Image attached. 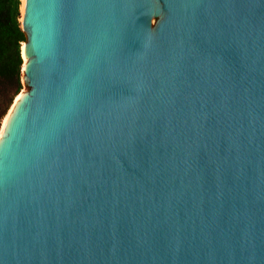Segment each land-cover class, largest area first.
I'll list each match as a JSON object with an SVG mask.
<instances>
[{
  "label": "water",
  "instance_id": "water-1",
  "mask_svg": "<svg viewBox=\"0 0 264 264\" xmlns=\"http://www.w3.org/2000/svg\"><path fill=\"white\" fill-rule=\"evenodd\" d=\"M20 22L0 264H264V0H25Z\"/></svg>",
  "mask_w": 264,
  "mask_h": 264
},
{
  "label": "trees",
  "instance_id": "trees-1",
  "mask_svg": "<svg viewBox=\"0 0 264 264\" xmlns=\"http://www.w3.org/2000/svg\"><path fill=\"white\" fill-rule=\"evenodd\" d=\"M21 0H0V121L22 88Z\"/></svg>",
  "mask_w": 264,
  "mask_h": 264
},
{
  "label": "bare ground",
  "instance_id": "bare-ground-1",
  "mask_svg": "<svg viewBox=\"0 0 264 264\" xmlns=\"http://www.w3.org/2000/svg\"><path fill=\"white\" fill-rule=\"evenodd\" d=\"M24 1L25 0H21V13L23 12V6H24ZM21 51H22V55L25 57V53H24V43H22V47H21ZM24 90H21L14 98L11 106L9 107L8 111L5 113V115L2 118V122H1V127H0V140L2 138V136L5 133L6 127L8 125L9 119L11 118L13 111L16 107V104L18 103V101L20 100V98L24 95Z\"/></svg>",
  "mask_w": 264,
  "mask_h": 264
},
{
  "label": "rangeland",
  "instance_id": "rangeland-1",
  "mask_svg": "<svg viewBox=\"0 0 264 264\" xmlns=\"http://www.w3.org/2000/svg\"><path fill=\"white\" fill-rule=\"evenodd\" d=\"M21 90H25V85H22V88H21ZM14 100V99H13ZM13 102V101H12ZM12 104V103H11ZM11 104L9 105V107L11 106ZM9 107H8V109H9ZM8 109H7V111H8ZM6 111V112H7ZM3 118V117H2ZM1 122H2V119H1V121H0V127H1Z\"/></svg>",
  "mask_w": 264,
  "mask_h": 264
}]
</instances>
